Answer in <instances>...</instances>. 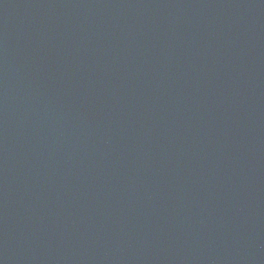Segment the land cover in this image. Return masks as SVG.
I'll return each instance as SVG.
<instances>
[{
	"label": "water",
	"instance_id": "obj_1",
	"mask_svg": "<svg viewBox=\"0 0 264 264\" xmlns=\"http://www.w3.org/2000/svg\"><path fill=\"white\" fill-rule=\"evenodd\" d=\"M0 264H264V0H0Z\"/></svg>",
	"mask_w": 264,
	"mask_h": 264
}]
</instances>
